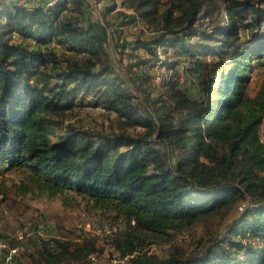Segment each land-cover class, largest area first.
<instances>
[{"label": "trees", "instance_id": "16d2710c", "mask_svg": "<svg viewBox=\"0 0 264 264\" xmlns=\"http://www.w3.org/2000/svg\"><path fill=\"white\" fill-rule=\"evenodd\" d=\"M94 2L104 20L84 16L85 25L80 12L53 23L55 7L0 3V174L21 173L24 192L83 196L117 225L111 242L128 264H264V77L246 92L250 70L264 64V0H121L129 11ZM109 31L126 76L111 62L97 68ZM170 53L190 62L197 98L178 86ZM158 60L170 71L168 96L150 71ZM84 98L117 121L65 124ZM216 215L225 216L220 238L176 242L165 256L141 250L147 237ZM80 237L42 239L24 264L98 250Z\"/></svg>", "mask_w": 264, "mask_h": 264}, {"label": "rangeland", "instance_id": "374dc122", "mask_svg": "<svg viewBox=\"0 0 264 264\" xmlns=\"http://www.w3.org/2000/svg\"><path fill=\"white\" fill-rule=\"evenodd\" d=\"M89 1L91 0H84L85 14L89 15L87 18L101 19L103 22L104 16L101 15L103 6H92ZM115 2L116 9L123 8L129 11L125 6H121V0H115ZM78 9L80 12L79 22L85 25L81 6ZM125 31L129 32V29L125 27ZM108 33V43L104 47L105 53L101 55V61L97 62V68L100 69L103 63L111 62L119 73L125 75L124 66L119 60V54L110 44L111 31ZM55 52L59 57L64 54L60 49H55ZM158 54L160 58L164 59V53L160 49H158ZM173 58L177 59L176 71L178 73H176L175 80H177L178 86L188 96L197 98L200 93L197 87L198 77L192 74L193 68H191L192 70L189 69L191 67L190 62L170 53L169 59ZM188 64L189 67H187ZM150 71L159 83L158 92L160 91V93L168 96L169 92L167 93L166 87L162 85L164 81L161 82L162 75L170 73L166 69V65H161L158 60V66L150 69ZM263 77L264 64L255 66L250 70L246 92L254 95ZM128 85L130 94L133 97L135 96L136 99L139 98L137 89L131 83ZM63 120L65 124L69 123L76 127L97 126L99 123L117 121L115 113L107 111L101 105L95 106L88 103L87 98H84V102H80L77 99L75 107L63 115ZM263 125L259 127L262 139H264ZM22 178L21 173L15 171H7L0 174V187L3 189V192H0V264L26 263L29 260V254L41 244L42 239L57 237L70 240L73 243H81L84 239L78 240L81 235L83 237H92L98 250L85 258L72 259L63 264H112L118 258L119 251L111 242L115 234H111L110 228L112 225L116 230L117 225H114V223L110 224V221L102 217L98 210L93 209L83 196L69 189L55 193L39 190L24 192L21 187ZM224 217L216 215L210 219L197 220L188 228L184 227V229L179 231L168 230V234L164 237H147L141 250L147 252L145 249H148L149 245L154 244L158 246L154 251L156 255L165 256L176 242H179V245L185 244L189 248L193 247V242L201 236L220 238L226 229L224 227ZM26 223H30L35 230L39 229L41 234L35 232L32 236L19 238L17 236L18 232L22 230ZM40 224L42 225L41 228L39 227ZM242 224V222L234 221L230 226L236 228ZM119 225L123 230L124 224L120 223ZM244 228L245 226H243ZM189 238H191L190 242H182L183 244H181L182 239ZM11 249L15 250L12 251Z\"/></svg>", "mask_w": 264, "mask_h": 264}, {"label": "built area", "instance_id": "2783aa9c", "mask_svg": "<svg viewBox=\"0 0 264 264\" xmlns=\"http://www.w3.org/2000/svg\"><path fill=\"white\" fill-rule=\"evenodd\" d=\"M5 3L9 5H15V4H25L27 7L34 9L38 7H44V8H53L55 7V10L51 12V18L54 21L53 23L59 22L63 17L67 15H71L72 17H76L79 15V10L76 8V2L75 0H4ZM92 6L100 7L102 6V2H94V0L89 1ZM120 9V8H119ZM100 22H102L101 19H99ZM134 28H137L136 26ZM245 203H242L239 206V209H243V206ZM41 224L39 227L41 228ZM87 230V229H85ZM36 233L41 234V231L35 230L31 227L30 223H26L22 230L18 232V237L22 238L23 236H32ZM81 237H79L78 240H80ZM157 245H149L147 250L148 253H152L157 249ZM156 248V249H155ZM14 251L15 249H11ZM91 257V256H90ZM128 257H122L119 259H115L112 264H128L127 262Z\"/></svg>", "mask_w": 264, "mask_h": 264}, {"label": "crops", "instance_id": "0c3cea01", "mask_svg": "<svg viewBox=\"0 0 264 264\" xmlns=\"http://www.w3.org/2000/svg\"><path fill=\"white\" fill-rule=\"evenodd\" d=\"M1 2H3V3H4V0H0V3H1ZM82 5H83V6H82L81 10L83 11L85 18H87V16H89V15L85 14V13H86V12H85V8H84V6H85V3H84V1H83V0H82ZM87 9H88V8H87ZM87 9H86V10H87Z\"/></svg>", "mask_w": 264, "mask_h": 264}]
</instances>
